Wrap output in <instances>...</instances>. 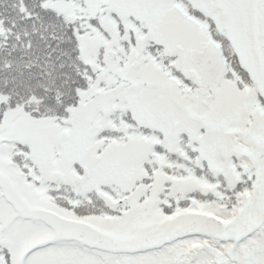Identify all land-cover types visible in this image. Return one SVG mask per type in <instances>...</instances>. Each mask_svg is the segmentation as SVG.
<instances>
[{
  "label": "snow or ice",
  "instance_id": "1",
  "mask_svg": "<svg viewBox=\"0 0 264 264\" xmlns=\"http://www.w3.org/2000/svg\"><path fill=\"white\" fill-rule=\"evenodd\" d=\"M0 264H264V0H0Z\"/></svg>",
  "mask_w": 264,
  "mask_h": 264
}]
</instances>
